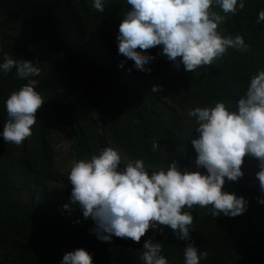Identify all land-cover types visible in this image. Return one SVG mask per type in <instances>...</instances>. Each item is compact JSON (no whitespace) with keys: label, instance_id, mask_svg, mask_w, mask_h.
Masks as SVG:
<instances>
[{"label":"trees","instance_id":"trees-1","mask_svg":"<svg viewBox=\"0 0 264 264\" xmlns=\"http://www.w3.org/2000/svg\"><path fill=\"white\" fill-rule=\"evenodd\" d=\"M210 7L224 17L217 33L240 35L246 51L226 48L212 64L186 72L155 46L144 50L154 56L151 71L141 72L117 54L118 25L130 8L126 0H108L99 12L91 0H0V62L4 53L32 60L41 69L35 90L44 100L31 136L19 145L0 139V264H60L65 252L81 247L92 264H146L145 239L161 244L168 264H183L187 241L175 240L167 226H158L164 234L149 228L139 242L115 236L101 241L90 218L74 205L62 206L69 203L70 168L105 147L118 150L121 167L141 159L151 172L174 159L181 171L196 170L191 140L198 133L187 110L223 102L234 111L250 78L264 70V21L256 22L264 0H244L234 14ZM24 83L14 68L0 73V130L6 97ZM241 168L243 175L225 179L222 190L248 200L242 214L212 217L211 205L189 210L191 241L207 253L199 264H264L258 161L246 154Z\"/></svg>","mask_w":264,"mask_h":264},{"label":"clouds","instance_id":"clouds-1","mask_svg":"<svg viewBox=\"0 0 264 264\" xmlns=\"http://www.w3.org/2000/svg\"><path fill=\"white\" fill-rule=\"evenodd\" d=\"M108 0H91V7L103 11ZM130 8L118 25L115 36L117 54L130 59L132 67L150 72L147 67L154 56L144 51L159 46L177 68L184 71L212 64L226 48L244 52L247 44L240 35L221 37L216 29L224 17L211 10L218 4L223 13H235L244 7V0H126ZM264 21V9L256 22ZM179 58V59H178ZM123 61L118 66H122ZM15 69V76L26 80L4 101L7 119L0 130L4 143L19 145L31 136L35 113L44 100L35 86L34 77L41 69L29 59H13L7 53L0 62V73ZM159 85H152L158 91ZM194 118L198 135L191 140L196 153L195 169L181 171L173 159L167 168L149 172L141 159L121 165V155L105 147L98 155L80 160L70 168L67 180L71 185L69 204L76 206L83 218L91 219L98 239L109 241L113 236L139 242L149 229L164 234L167 226L175 240L187 241L183 264H199L206 257L191 241L189 225L193 222L192 207L211 205L212 217H235L248 207L242 195L223 191L225 179L236 181L243 175L241 165L247 154L258 161L255 176L264 193V70L250 78L246 90L231 105L217 102L214 107L187 110ZM153 150L156 145L153 144ZM203 168L205 171L201 172ZM264 204V195L255 197ZM183 210V211H182ZM142 258L146 264H168L161 255V244L145 239ZM60 264H92L90 253L76 248L62 255Z\"/></svg>","mask_w":264,"mask_h":264},{"label":"rangeland","instance_id":"rangeland-1","mask_svg":"<svg viewBox=\"0 0 264 264\" xmlns=\"http://www.w3.org/2000/svg\"><path fill=\"white\" fill-rule=\"evenodd\" d=\"M62 145V152H64L66 154V160L69 161V159H71V154L68 152V143L67 142H63L62 144L60 143L59 146ZM73 160H71L70 162H72Z\"/></svg>","mask_w":264,"mask_h":264}]
</instances>
